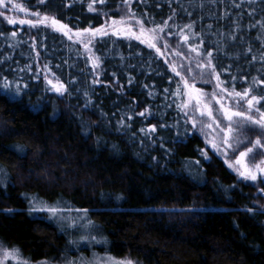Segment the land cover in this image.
I'll return each mask as SVG.
<instances>
[{
  "label": "trees",
  "instance_id": "trees-1",
  "mask_svg": "<svg viewBox=\"0 0 264 264\" xmlns=\"http://www.w3.org/2000/svg\"><path fill=\"white\" fill-rule=\"evenodd\" d=\"M16 2L55 16L73 32L100 27L128 12L122 0L96 3L92 12V0ZM169 2L132 0L131 10L148 26L166 20L177 25L173 33L195 22L205 50H212L214 57L221 49L227 52L214 62L218 70L232 65L237 90L240 76L250 82L261 75L260 64H250L251 54L245 53L249 45L252 54L264 52L257 39L261 30L251 27L264 20V3L245 0L236 8L232 0H171V7ZM173 10L174 19L168 20ZM6 14L36 20L20 12ZM237 24L240 31L233 43L228 35ZM166 38L170 48L162 52L170 62L183 63L174 50L195 57L178 36ZM217 41L223 42L221 49ZM196 43L192 36L189 44ZM94 51L101 57L95 70L86 59L91 53L61 33L43 26L9 25L0 17V77L19 81L22 88L19 95L14 89L0 92V246L19 248L31 263H60L90 253L87 245L71 244L73 235L64 224L30 212V200L39 198L50 205L87 209L83 221L90 220L95 225L92 235L106 241L101 254L131 258L136 264H264V183L243 181L210 149L204 159L203 137L185 134L175 105L166 106L172 104L179 77L154 50L110 36L104 43L94 42ZM97 74L99 83H93ZM46 75L64 83L67 91L61 95L51 90ZM202 84L209 85L196 86ZM150 91L155 95L149 96ZM146 108L150 115H137ZM152 125L155 133L140 131ZM245 134L251 142L259 130L247 128Z\"/></svg>",
  "mask_w": 264,
  "mask_h": 264
},
{
  "label": "snow or ice",
  "instance_id": "snow-or-ice-1",
  "mask_svg": "<svg viewBox=\"0 0 264 264\" xmlns=\"http://www.w3.org/2000/svg\"><path fill=\"white\" fill-rule=\"evenodd\" d=\"M47 2L48 0H37V3L42 5ZM176 2L179 3V0H176ZM210 2L215 3L216 0H210ZM244 2L245 0H240L239 3L236 0H232L233 7L236 8L241 7ZM257 2L264 3V0H247L248 4ZM96 3L104 4L105 0H92L88 4L89 12L95 10L94 4ZM122 3L128 8V12L124 16L119 19L109 18L100 27L92 28L89 26L82 31L77 29L75 32L68 24L62 23L55 16L42 14L39 10L30 11L24 4L18 3L16 0H0V17L7 21L9 25H28L30 28L43 26L61 33L69 41L82 45L86 53H91L86 59L91 61L93 70L101 66V57L95 55L94 42L104 43L106 37H123L128 40H136L146 48L154 50L158 56L164 58V63L168 65L174 76L179 77V80L175 82L174 92L171 94L172 104L166 106L172 107L175 105V108L183 118L185 134L196 132L203 137L206 148L201 149L200 154L204 159L207 160L209 158L208 150L210 149L214 154L221 156L228 168L232 169L243 181L255 183L259 180L264 183V142H262L264 141V78H262V75H264V52L257 56L252 54L251 45L246 48L245 54H251L249 63H259L261 67L257 69V72L261 73V75L251 77L250 82L247 76H240L239 80L242 86L237 90V76L232 74V65L221 66L218 70L217 63L214 62L219 55H228L226 51L221 49L222 41L216 42L217 49L221 50L214 57L212 50L204 49V35L195 33V22L188 23L179 32L173 33L171 29L178 27L177 25L173 24L170 26L166 20L163 24L148 26L145 24L144 19L137 17L136 13L131 10L132 0H122ZM169 6L171 7V0ZM199 7L203 8V3H200ZM7 12L24 13L25 17L34 16L36 20L17 19L15 16L7 15ZM254 13L255 9L250 11L248 15L252 16ZM105 15L107 14L105 13ZM174 15L175 10H173V15L168 17V20H173ZM188 15L191 16V12H188ZM224 15L228 16L231 13L225 12ZM133 20L134 25L132 23ZM149 24H151V21H149ZM207 27L210 30L212 25L209 24ZM251 27H258L261 30L262 35L257 36V39L261 41V48H264V20L257 21ZM239 31V25L237 24L231 35H228V39L235 43ZM208 34L214 35L211 32ZM166 35L169 37L172 35L178 36L180 41L188 47L189 52L195 53V63L193 64V60L187 56H182V59L187 60V63H180L177 66V64L170 62L164 57L162 48L165 51L170 48ZM220 35L224 36L227 34L220 33ZM16 36L17 32L13 30L11 37L15 38ZM192 36L197 39V43L194 45L189 44ZM180 41H177V43L179 44ZM9 46L11 47L12 45ZM31 47L35 48V44L33 43ZM224 47L226 48V46ZM174 55L181 56L182 54L174 50ZM36 56L39 57V52L36 53ZM234 58L239 59V56L237 55ZM28 67L30 69L31 66L29 65ZM23 70L20 69V71ZM225 73H227V77L222 79V75ZM98 75L93 83H99ZM45 80L51 86V90L61 95L67 91L65 84L58 79L54 81L46 75ZM198 82L212 83V91L206 92L202 88L197 87ZM131 83L132 79L129 78V84ZM169 83L172 84L171 78H169ZM23 87L27 88V84H24ZM145 87L148 86L145 85ZM5 89H14V95H19L22 91L19 81H10L7 77H0V92ZM163 92L167 94L169 89L165 88ZM148 94L149 96L155 95L151 91ZM164 99L168 100L169 96L165 95ZM146 114H151L147 108L145 111L137 113L141 117H145ZM127 119L131 120L132 116H127ZM189 125L190 128L188 127ZM165 126L164 124L161 125V127ZM247 128L259 129V135L254 141H248L245 134ZM140 131L145 135H150L155 133L157 129L155 125H152L147 129L142 128ZM242 145H244L243 148L241 147ZM257 156L262 157L259 162H256ZM196 163L199 164V161H196ZM29 210L34 213H47L50 218L62 224L66 223L70 228L78 226L76 224L77 217L66 216V212L82 213L83 215L79 219H85L87 216V209L71 208L60 204L52 206L39 198L31 199ZM79 226L95 227L90 220L86 225ZM81 240L89 244L106 243V241L96 239L95 236H82ZM72 243L77 244L78 242L73 241ZM9 261H12L13 264H31V261L23 257L19 248L8 249L0 246V264H8ZM40 264H48V261H41ZM66 264H136V262L131 258L119 259L111 255L100 257L93 254L91 259L81 255L76 260L68 259Z\"/></svg>",
  "mask_w": 264,
  "mask_h": 264
},
{
  "label": "rangeland",
  "instance_id": "rangeland-1",
  "mask_svg": "<svg viewBox=\"0 0 264 264\" xmlns=\"http://www.w3.org/2000/svg\"><path fill=\"white\" fill-rule=\"evenodd\" d=\"M182 56H187L189 59H192L193 60V64L195 63V57H193L192 55H190V54H188V55H186V54H182L180 57H182ZM182 62L183 63H187V60H184V59H182ZM199 88H202L204 91H206V92H211L212 91V89H213V84H210L209 83V85H201V86H199ZM259 130V129H258ZM252 141H254V139L252 140ZM262 142H264V141H262ZM244 147V146H243ZM257 151H259V150H257ZM262 157H260V156H257V158H256V162H259V160L261 159ZM250 159V158H249ZM246 182H251V181H246ZM260 181L258 180L257 182H255V183H259ZM251 183H253V182H251ZM31 201V200H30ZM52 206H55V205H52ZM45 214H47V213H45ZM65 215L66 216H71V217H77V219H76V224L78 225L76 228H70V227H68V225L66 224V223H63L64 224V226H62V227H64L65 228V230L68 232V234H69V236L71 237L72 235H73V238H72V240L70 239V242H71V244L72 245H74V246H79V245H87V246H89V251H90V253L89 254H78V256H74L73 258H70V259H73V260H76V259H78V257H80L81 255L82 256H84V257H86V258H88V259H91L92 257H93V254H96V255H98V256H100V257H105V256H108V255H110V254H101L100 252H99V248H102L101 246H103V243H99V244H89V243H85V242H83L82 240H81V237L82 236H88V237H91V236H95V235H92L93 233L91 232L92 230H91V227H80L79 225H86L87 224V222L89 221V220H84L83 221V219H79V217L80 216H82L83 214H81V213H65ZM52 220H54V221H56V222H58L59 224H61V225H63L61 222H59V221H57V220H55V219H52ZM79 230V232H78V235L77 236H75L74 237V235H76L77 234V230ZM96 237V236H95ZM96 239H98V240H102V239H100V238H98V237H96ZM73 241H77L78 243L77 244H74V243H72ZM103 241V240H102ZM119 259H124V258H119ZM67 261V260H66ZM66 261H63V262H60V263H51V262H49L48 261V264H66ZM8 264H13V262L12 261H9L8 262ZM31 264H40V262L39 263H31Z\"/></svg>",
  "mask_w": 264,
  "mask_h": 264
}]
</instances>
